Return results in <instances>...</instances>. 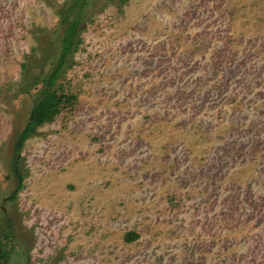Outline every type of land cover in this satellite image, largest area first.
I'll return each mask as SVG.
<instances>
[{"label": "rangeland", "instance_id": "obj_1", "mask_svg": "<svg viewBox=\"0 0 264 264\" xmlns=\"http://www.w3.org/2000/svg\"><path fill=\"white\" fill-rule=\"evenodd\" d=\"M71 1L0 0L9 264H264V0L71 9L81 43L55 85L71 98L25 141L13 193Z\"/></svg>", "mask_w": 264, "mask_h": 264}, {"label": "trees", "instance_id": "obj_2", "mask_svg": "<svg viewBox=\"0 0 264 264\" xmlns=\"http://www.w3.org/2000/svg\"><path fill=\"white\" fill-rule=\"evenodd\" d=\"M84 3L85 0H72L70 6L63 13V23H65V29L61 36V53L57 62L55 63L51 72L46 76L41 78V76L36 77L35 82H39L40 78L44 83L43 88L40 91L37 101L35 102L28 122L25 127L18 133L14 142V150L16 154L15 161L13 163V172L17 177L18 185L17 189L13 192L14 194L19 191L23 186V181L25 179V172L21 167V150L25 141L33 134L36 133L37 128L44 124L45 122L54 119L56 114L60 112V106L71 97L67 96L64 92H60L56 85V80L59 78L62 69L68 64V59L73 54V52L78 48L81 43V38L79 37L80 31L84 27L82 22V17L80 15L73 20H69L68 13L71 9L76 7L79 3ZM82 7L80 6V10ZM13 194V195H14ZM13 195L11 198H13ZM5 227L6 237H14V230L11 229L12 221L8 219L7 225ZM136 233L130 232L127 234V240H132ZM10 250L1 247L0 248V264H9Z\"/></svg>", "mask_w": 264, "mask_h": 264}]
</instances>
